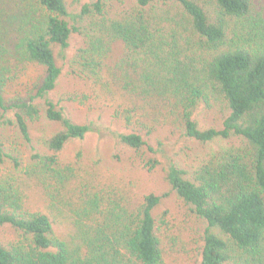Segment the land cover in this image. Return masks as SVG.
Masks as SVG:
<instances>
[{"label":"trees","instance_id":"trees-1","mask_svg":"<svg viewBox=\"0 0 264 264\" xmlns=\"http://www.w3.org/2000/svg\"><path fill=\"white\" fill-rule=\"evenodd\" d=\"M73 34L82 44L67 72L118 100L114 112L126 131L119 141L148 170L160 165L147 155L161 148V138L152 142L159 129L200 143L236 139L190 178L170 162L165 179L205 222L197 264H264V9L256 0H133L118 10L105 0H0V126H14L33 150L24 166L4 156L46 200L45 210L33 209L16 177H0V226L17 233L0 243V264H166V215L154 214L166 192L133 201L125 190L99 187L92 174L81 179L60 159L68 141L90 130L50 96ZM31 64L44 68L43 81L27 96L7 97ZM217 101L228 113L221 127L200 128L196 107ZM41 117L60 128L34 145L30 128ZM63 219L68 237L55 232Z\"/></svg>","mask_w":264,"mask_h":264},{"label":"rangeland","instance_id":"rangeland-1","mask_svg":"<svg viewBox=\"0 0 264 264\" xmlns=\"http://www.w3.org/2000/svg\"><path fill=\"white\" fill-rule=\"evenodd\" d=\"M84 1L87 0H81ZM105 1L107 7L114 10L133 5V0ZM256 1L259 7L264 9V0ZM81 44V39L73 34L64 51V57L58 56L62 70L56 89L50 96L64 107L67 116L75 122L88 124L90 130L82 139H72L65 144L60 153L61 161L73 163L81 179H87L89 174H92L94 183L99 187L125 190L130 193L133 201L150 192L156 194L166 192L167 196L154 211L157 217L164 211L166 215L167 224L163 226L162 236L166 264H197V248L202 242L205 222L192 215L176 197L165 179L164 169L170 162H174L185 169L186 176L190 178L192 170L214 150L220 146L233 144L236 139H215L200 143L172 136L166 128L159 129L152 142L156 144V138H161L159 139L162 142L161 148L157 154L147 151V155L156 156L160 165L148 170L144 164L146 159L139 157L119 141V135L126 131L114 112L118 100L110 101L93 90L87 80L67 72V59ZM44 76L45 70L42 66L28 65L20 78L8 87L6 96L9 98L17 95L27 96L36 83L43 81ZM227 114L225 105L220 101L213 102L210 106L199 103L193 118L200 128H219ZM59 128V123L41 117L30 128L32 144L37 145L41 136H48ZM0 144L3 149L0 153V177L7 175L16 177L24 188L28 205L33 209L45 210L46 200L41 189L27 180L13 162L4 156L5 153L13 155L21 166H24L29 162L33 151L31 145L22 140L14 126H0ZM55 232L62 237H68L71 233L70 222L63 219L56 226ZM16 237L17 233L9 225L0 226L1 244H7Z\"/></svg>","mask_w":264,"mask_h":264}]
</instances>
